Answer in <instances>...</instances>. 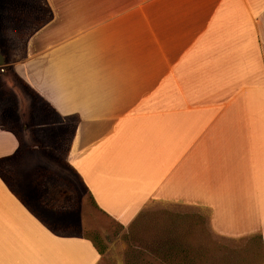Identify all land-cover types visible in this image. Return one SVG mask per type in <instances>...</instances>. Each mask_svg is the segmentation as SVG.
<instances>
[{"label": "crops", "instance_id": "crops-1", "mask_svg": "<svg viewBox=\"0 0 264 264\" xmlns=\"http://www.w3.org/2000/svg\"><path fill=\"white\" fill-rule=\"evenodd\" d=\"M43 1L46 19L0 69L71 128L65 169L98 210L127 225L152 201L198 205L216 236L264 245V0ZM6 124L0 114L10 166L27 134ZM99 260L26 207L0 167V264Z\"/></svg>", "mask_w": 264, "mask_h": 264}, {"label": "rangeland", "instance_id": "rangeland-1", "mask_svg": "<svg viewBox=\"0 0 264 264\" xmlns=\"http://www.w3.org/2000/svg\"><path fill=\"white\" fill-rule=\"evenodd\" d=\"M47 14L43 0H0V66L7 55H22L16 51L18 43L21 47L34 31L33 24H28L46 19ZM1 71L0 114L5 126L8 123L18 133L27 134L19 136L21 148L10 166L0 164L2 174L45 224L63 234L89 239L100 255L97 264H264L259 236H216L210 230L208 213L198 205L152 201L127 225L102 213L78 177L65 169L71 128L62 134L59 121L40 99L25 92L21 84L11 82L9 87ZM27 106L32 114L23 121L21 114ZM25 122L32 131L36 127L40 130L41 123L49 127L34 136L31 130L23 131Z\"/></svg>", "mask_w": 264, "mask_h": 264}, {"label": "trees", "instance_id": "trees-1", "mask_svg": "<svg viewBox=\"0 0 264 264\" xmlns=\"http://www.w3.org/2000/svg\"><path fill=\"white\" fill-rule=\"evenodd\" d=\"M13 157H9V158H4L0 161V163H5L6 161L11 160ZM5 181V180H4Z\"/></svg>", "mask_w": 264, "mask_h": 264}]
</instances>
